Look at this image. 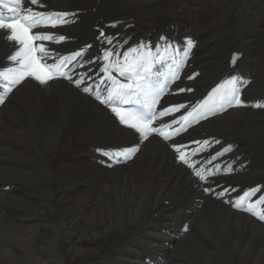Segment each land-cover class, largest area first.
Instances as JSON below:
<instances>
[{"label": "rangeland", "instance_id": "374dc122", "mask_svg": "<svg viewBox=\"0 0 264 264\" xmlns=\"http://www.w3.org/2000/svg\"><path fill=\"white\" fill-rule=\"evenodd\" d=\"M75 1L77 0H71V2ZM115 1L118 4L124 5L135 0ZM139 1L144 6L142 15L145 17L151 15L155 16V13H157V15L161 13L159 8L151 5L153 0H138V2ZM185 1L186 0H183L181 2L182 4H180V19L183 21L193 18L191 9H193L192 4L194 1L190 0L191 3L189 0L186 1L187 3ZM229 1L230 0H205L204 11L206 12H204V16H206H203L201 26H198L196 23L195 28L194 26L192 27V34L194 36H200V39H208V42L217 40L220 42L219 45L221 47L220 53L211 56V61L209 60L201 66L199 69L200 72L198 70L196 94L194 93L188 99L190 104L193 103L192 105L201 101L202 98L204 99V97H207L209 94L208 91L210 87L220 79L222 81L221 84H223L230 76H236L244 82L241 88V100L244 106L231 107L229 108L230 110L227 109L222 123L205 125L200 130L201 136L203 135L202 137L217 138L219 141L221 140L220 143L224 144L225 147L229 144L235 146L236 176L230 180L227 176L222 180L218 178L219 176L213 177L217 182L222 183L215 191H213L214 187L211 186V180L213 178L209 176L207 182L201 181L195 176L194 178H197V186L193 188L184 187L181 181L167 184L168 186L163 184L165 185L163 186L153 180L154 175L158 171V168L156 166L154 167V165L148 166L147 168L130 169L127 171H115L117 167H123L121 165H116L111 169L104 168L106 165L109 166V163L103 161L105 155H103L102 152L106 151L105 148L110 147V141H99L96 144L97 140H90V143H84L80 148V155L84 154L85 158L80 161L79 157L74 156L76 159L75 162L77 163L76 167L70 164L69 167L65 158H61L63 163L60 164L61 166L65 164L64 168L66 171L60 180L62 182L51 186L49 183H43L45 180L42 181V179H56L55 175L57 169L54 165L56 157L55 151L57 152L59 150V146L57 147L56 145L60 144L65 150L72 142L76 143L78 138L105 136L103 125L98 119H95L92 124H89L88 121L75 122L71 127L68 124H64L63 130L66 133L57 141L43 134V129L49 125L48 123L39 124V122L29 119L31 117L29 116L31 114L29 107L28 113L25 116L11 109H7L4 105L0 104V264H41L38 261L46 262L48 259L52 261L53 256H55V250L50 249L52 243L50 242L48 244L46 240L48 241L49 238L55 236L64 243H70L71 240L74 241V239H71V236L73 237L74 234L69 235L67 231V234L63 235L62 232L66 229V226L68 229L69 222L73 224L78 223L81 217L85 220L79 229L86 228V226L91 224L90 220L93 214L106 211L107 208L111 210L116 202H118L116 207L117 213L113 212L114 214L112 213L110 218L116 220L118 216H121L119 214L122 212L125 214L124 217L126 218H123L124 224L118 221L115 224L112 222L108 232L103 233L104 235L102 234V236L96 240L97 243L94 241L93 243L87 244L88 247H85L87 250H92L94 247L93 250L96 249L99 253V256H95V258H97L96 260L89 262L91 264H94L93 262L97 260L99 262L97 261L95 264H127L124 263V260H131L134 264H207L203 255H209L211 258L213 257L212 259L217 255H224L226 258L231 256V258L238 260L241 256L240 251L244 250H246V255L251 256L252 254L254 263L257 261L258 264H264V221L257 219L248 212L235 209L231 203L244 192L253 189H255L256 192L251 197L252 201H256L262 195L264 196V107H254V109L252 106L258 103L264 104V0H231V3ZM257 7H259L261 11L259 9V12L258 10L256 11L255 9ZM145 11L148 13V16ZM261 17L263 19H260ZM176 18L175 16V19ZM136 27L131 26L129 28V31L133 32V36L130 35V38H135L140 33V28L137 25ZM252 31L254 35L255 31L258 32V38L251 35L253 34ZM142 33H145L144 29ZM202 33L204 35H202ZM167 34L168 36L166 35L165 39H179L178 30L175 28L173 30L170 29ZM206 35H209V37ZM161 37V34L156 35V39H160ZM219 38L224 39L225 42L224 40L221 42ZM226 40L228 41L226 42ZM223 43L226 46L223 45ZM230 48L232 49L230 50ZM242 48L245 49L243 50ZM236 49H240L244 57L240 60L241 62L239 61L238 65L231 70L227 62L230 60L231 53ZM172 58L173 56L169 57L170 60ZM208 70H211V73ZM206 73H210L211 75ZM222 73L223 75H221ZM214 74L215 76H213ZM52 127H55L54 129L57 134L60 133L61 129L58 126L52 125ZM180 135H183V133ZM32 137L37 138H34V140ZM39 137L40 139H38ZM159 143L160 142L157 141H151L148 142L146 146L150 152L157 154L155 158L156 160L158 159L157 162H161V167L164 168L162 160L168 158L172 154L171 151L173 149L170 144L162 145L160 143V146ZM32 145H36L35 148ZM202 152L199 154L200 156H204L208 150ZM141 159L144 161L147 160ZM142 162L143 161H140L137 164L133 163L128 167L132 168L136 165L139 167ZM129 164L130 163H127V165ZM79 165L84 167V169L81 170ZM197 166L204 168L206 172L211 170L208 166L203 167L200 162H197ZM184 168L186 173L194 174L192 169L186 168V166L181 167V169ZM79 170L82 172L80 173ZM69 171L71 173H69ZM84 172L85 174H83ZM103 174L106 175L103 176ZM100 177L102 178L101 180ZM66 179L81 183L86 182L91 187L89 188L90 190L87 189L88 191L85 189V194L81 195V198L85 199L82 200L83 204L85 203V206L88 205L89 209L86 211L87 213H82L80 217L70 220H67L64 212L66 209L74 210L75 204L78 205L77 202L79 199L73 203H67L63 201L62 197H57V194L54 196L57 187L58 189L62 188L64 190L70 188L64 181ZM227 183H230L229 185L231 187L226 190L223 187L224 184L225 186H229ZM234 185L236 187H234ZM205 187L210 188L211 191L206 193L204 191ZM178 189L180 191H185L186 189V192H184L182 198L174 199L173 195ZM136 193H138V197L135 196L134 198V194ZM225 193L228 196V200L222 197L220 198V195ZM195 194L198 195L196 196ZM116 195L121 197L118 198L119 196ZM207 197L208 199H206ZM225 201H229V203H225ZM175 203L176 205H174ZM257 210L264 212V205H258ZM129 214H131V216H129ZM164 215L166 217L169 215V217L166 218ZM236 241L239 243V246H236L237 251L231 253L229 249H233ZM61 255L62 257L66 256L65 253H61ZM225 264L232 263L227 261ZM233 264H236V261L233 262Z\"/></svg>", "mask_w": 264, "mask_h": 264}, {"label": "bare ground", "instance_id": "6f19581e", "mask_svg": "<svg viewBox=\"0 0 264 264\" xmlns=\"http://www.w3.org/2000/svg\"><path fill=\"white\" fill-rule=\"evenodd\" d=\"M182 1L183 0H153V2H151V5L154 6V7H156V8H159L161 10L160 11L161 13H159L158 15H157V13H155L156 14L155 16L154 15L153 16L151 15L149 17H145L144 15H142V10H143L144 6H143V4L140 1L138 2V0H135L133 2H130L129 1L130 3H126L124 5H121V4L116 3L115 0H77L75 2H71V0H42V3L45 5V7L43 9H39L36 5H32V7L34 9H36V10H41V11H62V12L75 13L76 14L75 16L68 17L69 20H74L75 21L74 23H69V24L60 26V27H58L56 29L41 28V29H36L35 31L56 32V33H60V34L66 35V37H68V39H66L64 42H61V43H50L48 45L50 48L55 49V50H58L61 54H69V53H71V52H73L75 50H79V49L83 48L87 44H91L92 47L89 48V49H87L86 54H85V58H88L89 56L94 57V56H97V55H102V52H101L102 47H104V48L111 47V46H109L107 44H103L102 45L101 42L99 40H97V36L99 35V32L100 31H103L107 35H111V36H113L115 38L114 41H113V45L122 44L123 47L120 48L119 51L121 53H123V51L126 50V49H128L129 47H134V46H137V45L141 44L139 42V39L140 38H143V42L142 43H145V44L150 45V46H153V45H156V44H162L163 41H161V39H156V35L157 34H161V36L165 38L166 35L168 36L167 33L169 32V31H166V27L167 26H172V25L175 26V29L178 30L179 39H169L168 38V39H165V40L168 43H170L178 51L175 52V53H173L172 51H169L168 56L169 57H171V56L174 57L173 64L164 66L161 71H162V74L163 75H168L169 74V68L175 66L176 64H179V69H178L179 78L176 79L174 82H172V83L169 84V86H168L165 94L161 97L160 103H159V105L157 107H158V110H161V109H163L165 107H169V106H172V105L185 104V105L189 106V109H190V107L193 104L192 103L193 101L191 102L192 104H190L188 98L191 97L196 92V80H197L198 70L200 69L201 66H203L205 63H207L210 60V57L211 56H214V55H217V54L220 53V47L221 46L219 45L220 42L217 41V40H213L211 42H208V39L207 40L206 39H200L201 38L200 36H194L192 34L193 33V31H192L193 28L192 27L194 26V28H195V26H196L195 24L196 23L198 24V26H201V22H203V19L202 18L204 16V12H206V11H204V9H205V7H204L205 6V2L204 1L205 0H193L194 1V3L192 4V8L193 9H191L192 10L193 18L192 19H189V20L186 19L185 21H183V20L180 19L181 18L180 17V10H181L180 9L181 8L180 7V4H182L181 3ZM229 2L231 3V0ZM190 3H191V1H190ZM29 4H30V0H24L25 7H27ZM145 4H148V3H145ZM146 6L147 7H150L148 5H146ZM189 8H190V6H189ZM149 9H151V8H149ZM258 9H259V7H257L255 10L257 11ZM241 10H243V9H241ZM259 10H258V12H259ZM154 11H152V12H154ZM207 11H208V9H207ZM238 11H239V9H238ZM238 11H237V14H238ZM8 15H10V14H8V13L5 12V17H7ZM239 15H237V16H239ZM147 16H148V13H147ZM175 16L177 17L176 19H175ZM231 16H230V18H231ZM245 17H247V16H245ZM201 19H202V21H201ZM260 19H263V18L261 17ZM235 21H236V19H235ZM136 25L140 28V33L139 34L137 33L138 35L136 36L138 38L137 39H136V37L135 38H132V37L130 38L129 36L130 35L133 36V32L132 31L130 32L129 31V28L131 26H135L136 27ZM144 26H145V28H144ZM207 26H208V23H207ZM143 29L145 30V33H142V30ZM213 29H215V28H213ZM149 33H152V36L147 37V35ZM203 33H202V35H204ZM6 34H7V30H0V70H3V68H5V67L13 66V63L8 59V57L10 55H12L13 52H14V50H15V42L8 41L6 39ZM257 34H258V32L255 31V35H254V32L251 35L252 36L254 35L255 37H257ZM240 35H243V34H240ZM206 36L209 37V35H206ZM242 38H244V37H242ZM189 39H191V41L193 42V47L191 48V50H190V52L188 54V57L185 60L183 51H180V50L182 48H185L186 47V42ZM220 40L222 42V40H224V39H220ZM228 40H226V42ZM124 41H127V43H123ZM224 42H225V40H224ZM231 43H232V41H231ZM228 44H229V42H228ZM223 45H225V44L223 43ZM254 46H255V44H254ZM228 48H229V46H228ZM232 48H233V46H232ZM232 48H230V50ZM252 48H253V46H252ZM220 55H223V54H220ZM255 57H256V55H255ZM215 58H217V57H215ZM212 60H213V58H212ZM181 61L183 62L182 64L180 63ZM49 62L51 63V61H49ZM227 63H229V61ZM225 65H227V64H225ZM99 66H100V62H98L95 65H88V66H86V67H90V68L93 69V71H92V73L90 75L94 79H89L87 81V83L89 85H93L94 84V80H95V82H98L99 77L103 75L102 73H99ZM241 66H242V64H241ZM71 67H72L71 65L68 66L69 70L71 69ZM211 67H212V65H211ZM222 67H221V69H222ZM213 69H214V67H213ZM213 69H211V70H213ZM83 71H85L84 68H78V69H76V72H83ZM205 71H206V69H205ZM199 72H200V70H199ZM210 73H206V74H210ZM218 73H220V72H218ZM221 75H223V73ZM213 76H215V74ZM189 77H192V78L190 79ZM227 77H228V75H227ZM76 78H78V77L74 75L73 76V79H76ZM213 78H215V77H213ZM214 81H216V80H214ZM2 82L3 81L0 80V83H2ZM221 83H222L221 79L219 81H217L216 83H214V84L212 83L213 85L211 87L209 86L210 89H209L208 93H210L213 88H215L218 84H221ZM181 88H183V89H191V91H187V90L186 91H183V92L178 91V89H181ZM204 94H206V93H204ZM0 95H4L3 92H2V90H0ZM203 97H204V95H203ZM195 102H196V100H195ZM2 105H4L5 108H7V109H11V110H13V111H15L17 113L23 114L25 116L28 113V107H29V109L31 110V114L29 115L31 117L29 119L30 120H34L36 122H39V124L40 123H48L49 125L46 126L43 129V132H44L43 134L45 136H47V137H51V139L54 138L57 141H59L60 138L63 137L65 135V133H66L63 130V127L65 126L64 124H68V125H70V127H71V125L73 126V124L75 122H87L88 121L89 124H92V122L95 119H98L100 121V123L103 125L104 131H105V134H106L105 136H102V137H97V136L88 137L87 136L85 138H78V141L77 142L74 140L76 143H73L72 142L65 150H64V147L61 146L60 144H57L56 145L57 147L59 146V150L57 152L55 151L56 157H55V163H54V165H55V168L57 169L56 170L57 172H56V175H55L56 179L55 178L52 179V180H46L44 178L42 179V181L45 180V182H43V183H49L51 186L53 184H60L62 182L60 180L62 179V176H63V174L66 171V169L64 168V165L65 164L63 166H61V164H60V163H63L61 158L62 157L65 158V160L68 162V164H67L68 166L70 164L71 166H74L75 165V167H76V164L77 163L75 162L76 159L74 158V156L79 157L80 161L83 160L85 157H84V154L83 155H80L81 145L84 144V143H90V140H97L96 141V144L99 141H101V142L110 141V147L109 148H105L106 151H114V150L123 149V148H127V147L138 146V151L135 153L134 156H132V158L127 159V160H124L123 158H121V162H119V163H114L113 161L109 160L108 157L105 156L104 159H103V161L109 163V165H111V166L106 165V166H104V168L111 169L112 167L114 168L116 165H121L123 167H117L115 169V171L116 170L127 171V170H130V169L147 168L148 166L154 165V167L156 166L158 168V171L154 175L153 180L156 183L160 184V185H163V184H166L167 185V184H171V183L173 184L174 182L181 181L183 183L184 187H186V188H193L194 186L195 187L197 186V178H194L196 176L194 174H191L190 173L191 174L190 175L189 173H186L185 168L184 169H181V167H183V166H186V168H189V167H187V165H185L184 163H182V162H180L178 160V153L175 152L174 150L171 151L172 154L168 158H165V159L162 158L163 159L162 160V165L164 166V168H162L161 167V162H157L158 159L156 160V158H155L157 154H155V153L153 154L152 152H150L148 150L147 146H146L147 143L148 142H151V141L160 142L162 145L163 144L164 145L165 144H168V145L170 144L171 145L172 143H180V144L189 145L188 152H189L190 159H193L196 162H200L203 167H207V166L210 167L211 168L210 171L213 173V175L209 176L211 178L216 177V176H219L218 178L220 180H222V179H224V177L226 178V176H227L229 178V180H230V179H232V178H234L236 176V168L237 167H236V149H235V146L233 144H229L228 146H231V150L230 151L224 152V154L221 155V156H218L216 160L212 161L211 163H208V160L210 159L211 156L216 155L218 152H221L223 149L227 148L228 146L225 147L224 144H221L220 143L221 140L219 141V143H215V141L218 140L217 138L206 137V136L205 137H202L203 135L201 136V134H200V130L205 125L215 124V123H219V122L222 123V121L225 118V112L226 111L221 112V113H218L216 115H211L207 119L200 120L199 123H193L190 127H188L187 131L181 132V133H183V135L174 136L173 139L170 140V141L165 142L159 136L152 135V136L149 137L148 140L141 142L140 137H139V134L135 133L134 130L128 129L127 127L119 124L117 118L110 111V108H108L105 105L100 104V102L97 99H95L94 95H89V94L84 93L81 89L76 88L74 86V84L70 83L68 80H65V79H56V80L50 81L49 84H47V85H41L38 82H36L35 80H32L31 78H28V79L24 80L22 83H20L19 85H17L13 89V91L11 93H8V94L5 95L4 103ZM233 109H235V108H233ZM186 110L187 109H181V113L185 112ZM228 110H230V109H228ZM181 113H175V114H173V116H167L166 118H163L162 120L161 119H158L156 123L157 124H162L165 121H170L174 117H178ZM19 116H21V115H19ZM96 123H97V121H96ZM52 125L58 126L61 129L60 130V133L57 134L56 130L54 129L55 127H52ZM33 126H32V128H33ZM174 127H176V126L174 125ZM27 133H28V131H27ZM34 134H35V132H34ZM208 136H210V135H208ZM40 137L38 139H40ZM34 138H37V137H34ZM198 139H200V141L208 140L211 143H210L209 146H205L206 147V150H208V152H206L205 155L203 154L204 156H200L199 155V156H196V157H192L191 156V150L194 149V148L196 149L198 147H201L200 145H197V144L192 143L193 141L198 140ZM160 143H159V145H160ZM32 144H34V143H32ZM32 146L35 148L36 145H32ZM166 149H168V148H166ZM204 152H205V150H204ZM141 158L147 159V160L144 161ZM140 161H143V162L141 163V165L139 167H137V165L135 167H132V168H129L128 167V166L132 165L133 163H136L137 164ZM78 163H80V162H78ZM127 163H130V164L127 165ZM217 165H218V167H216ZM80 169L83 170L84 167L80 166ZM74 172H75V170H74ZM79 172H80V170H79ZM85 172L83 174H85ZM132 172H134V171H132ZM69 173H71V172L69 171ZM115 173H117V172H115ZM225 173H226V175H225ZM105 175L106 174H103V176H105ZM101 177H100V180L102 179ZM12 178H14V177H12ZM64 181L67 183V185L70 188L64 190L62 188L58 189V187H57V190H56L54 196L57 194V197H62L63 201L64 202H67V203H73L74 201H77L79 199V201L77 202L78 205L75 204L74 210H71V209L68 210V209H66L65 212H64V215L66 216L67 220H70V219H74L76 217H80V215L82 213H85L89 209L88 208V205L85 206L84 205L85 203L83 204V201L82 200H85V199L84 198H81V195H84L85 194V191H84L85 189L87 190V189H89L91 187L86 182L81 183V182H77V181H74V180H71V179L70 180H67L66 179ZM124 181H126V180H124ZM123 183H125V182H123ZM62 184H64V183H62ZM205 184H207V183H205ZM220 184H222V183L221 182L220 183L217 182V180L213 178L211 180V186L214 187V190L213 191H215L216 188H218L220 186ZM151 186H152V184H151ZM163 186H165V185H163ZM229 187H231V186L230 185L229 186H227V185L225 186V184H224V187L223 188H225L227 190V189H229ZM234 187H236V186L234 185ZM178 190L173 195V198L174 199H176V198H178V199L182 198L184 196V192H186V189H185V191H183V190L180 191L179 190V192H178ZM191 192H193V191H191ZM138 193L134 194V198H135V196H137ZM119 195H116V196H119ZM120 197L121 196H119L118 198H120ZM221 197L223 199H225V200H228V196L226 195V193L220 195V198ZM206 199H208V197ZM218 199H219V197H218ZM162 201H164V200H162ZM126 202H127V200H126ZM176 203L174 205H176ZM117 204H118V202L115 203L114 207L111 210H109L106 207L107 208L106 211H101V212L95 213V214L92 213L93 215L91 216V220H90L91 221V224L89 226H86V228H82L81 230L79 228H81V226H82V224H83V222H84L85 219H83V218L80 217V219L78 218L79 219V222L78 223H74L73 224L72 222H69L68 229H67V226H66V229L64 231H62V232H63V235L67 234V231L69 232V235L74 234L73 237L71 236V239H74V241L71 240L70 243H64L63 241H60L55 236H53L52 238H49L48 241L46 240V242L48 244L50 242L52 243V247L50 249H54L55 250V254H54L55 256H53L52 261H51V259L50 260L48 259V260H46V262H44V261H41V262L38 261V262L41 263V264H67V263L68 264H91L89 262H92L93 260H96L97 258H95V256H99V253H98V250H96V249L93 250L94 247L92 248V250H90V249L87 250L86 249L88 247L87 244L88 243H93L94 241H95V243H97L96 240L99 237H101L103 233L108 232V230H109L110 225H111L112 222L115 224L117 221L118 222H123V218L126 219L124 217L125 214L122 213V212L119 214L121 216H118V218L116 220H113V219L110 218V216L112 215L113 212L117 213V211H116ZM160 210H162V209H160ZM174 213H176V212H174ZM129 216H131V214H129ZM168 217H169V215H168ZM168 217H166V218H168ZM122 224H124V222ZM243 233H245V232H243ZM148 235H149V233H148ZM239 235H240V233H239ZM233 240H232V242H233ZM235 240H236V238H235ZM237 241H239V240H237ZM237 241H236L235 246H233V249H231V248L229 249L231 253H234L235 251H237L236 246L237 247L239 246V243ZM203 243H204V241H203ZM247 251H250V250H247ZM245 252H246V250L240 251V255L241 256H240V258L238 260H235L234 258H231V256L229 258H226L224 255H217L214 258L215 260L212 259L213 257L211 258L209 255H203V256L205 257V259L207 261V264H225L227 261L230 262V263H232V264L235 261H236V264H258L257 261H255L256 263H254V261H253L254 257L252 256L251 252H250L251 256L246 255ZM61 253H65L66 256L65 257H62ZM106 257H108V256H106ZM263 257H264V255H263ZM104 259H105V256H104ZM97 261L96 262H93V263L95 264V263H97ZM124 263L134 264V262H132L131 260H124Z\"/></svg>", "mask_w": 264, "mask_h": 264}, {"label": "snow or ice", "instance_id": "6c2138e0", "mask_svg": "<svg viewBox=\"0 0 264 264\" xmlns=\"http://www.w3.org/2000/svg\"><path fill=\"white\" fill-rule=\"evenodd\" d=\"M32 5H36L39 9L45 7L42 0H30L27 7L24 5V0H0V30H7L6 39L15 42V50L8 57L13 66L0 70V80L3 81L0 83V90L4 94L0 95V104L4 103L6 94L11 93L17 85L28 78L41 85H47L52 80L65 79L84 93L94 95L100 104L110 108L119 124L139 134L141 142L148 140L152 135L159 136L165 142L170 141L174 136L187 131L193 123H199L200 120L227 111L231 107L244 106L241 100V88L244 82L236 76H230L223 84H218L213 88L207 97L192 105L190 109L185 104H178L158 110L157 106L169 84L179 78V64L170 67L168 75L162 74V68L173 64L174 61V57L169 59V51L173 53L178 51L164 37L160 38L163 41L162 44L150 46L141 43L129 47L121 53L119 49L123 45H113L115 38L100 31L97 40L102 45L111 46L102 47V55L85 58L87 49L92 47L91 44L69 54H61L48 45L64 42L68 39L66 35L35 30L56 29L74 23L75 21L69 20L68 17L76 14L36 10ZM5 12L10 15L5 17ZM123 43H127V41ZM192 47L193 42L189 39L186 42V47L180 50L183 51L185 60ZM239 55V53L233 54V64L236 63ZM98 62H100L99 73L103 75L99 77L98 82L94 80V84L89 85L87 81L94 79L90 75L93 69L86 66L95 65ZM69 65L72 66L70 70ZM78 68H84L85 71L76 72ZM74 75L78 78L73 79ZM186 90L191 91V89H178L181 92ZM252 106L261 108L264 107V104L258 103ZM181 109L187 110L181 113ZM175 113L181 114L162 124L156 123L158 119L162 120ZM192 143L201 146L191 150V156L196 157L206 150L205 146H209L211 142L195 140ZM215 143H219V140H216ZM171 147L178 153V160L192 169L194 175L201 181L207 182L208 176L213 175L210 170L206 173L204 168L197 166L195 160L190 159L189 145L172 143ZM230 150L231 146H228L211 156L208 163ZM137 151L138 146H133L114 151H103L102 154L114 163H119L121 158L130 159ZM204 191L207 193L211 189L205 188ZM255 191L253 189L244 192L231 203L235 209L248 212L264 221V212L257 210L258 205H264V196L252 201L251 197ZM225 203H229V201H225Z\"/></svg>", "mask_w": 264, "mask_h": 264}]
</instances>
